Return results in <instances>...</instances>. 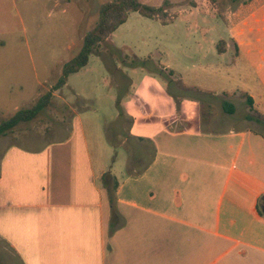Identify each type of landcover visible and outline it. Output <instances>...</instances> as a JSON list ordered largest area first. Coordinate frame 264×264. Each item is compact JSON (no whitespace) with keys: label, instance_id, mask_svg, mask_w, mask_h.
<instances>
[{"label":"rangeland","instance_id":"rangeland-1","mask_svg":"<svg viewBox=\"0 0 264 264\" xmlns=\"http://www.w3.org/2000/svg\"><path fill=\"white\" fill-rule=\"evenodd\" d=\"M106 1L0 0V122L51 89ZM141 1L162 6L166 24L130 12L36 119L0 137L3 171L68 137L86 144L104 187L109 171L120 180L142 174L138 153L152 146L137 134H264V0ZM2 245L0 264H16Z\"/></svg>","mask_w":264,"mask_h":264},{"label":"crops","instance_id":"crops-1","mask_svg":"<svg viewBox=\"0 0 264 264\" xmlns=\"http://www.w3.org/2000/svg\"><path fill=\"white\" fill-rule=\"evenodd\" d=\"M77 136L85 138L83 128ZM146 138L152 147L138 153L142 174L120 180L100 170L104 187L86 144L68 137L31 160H7L0 243L14 263L264 264V216L256 209L264 212V134L136 135Z\"/></svg>","mask_w":264,"mask_h":264},{"label":"trees","instance_id":"trees-1","mask_svg":"<svg viewBox=\"0 0 264 264\" xmlns=\"http://www.w3.org/2000/svg\"><path fill=\"white\" fill-rule=\"evenodd\" d=\"M167 3V0H164ZM130 12H137L146 18L161 19L166 24L165 11L162 6H153L143 3L141 0H110L102 3L98 10V19L95 25L84 35L82 45L78 53L69 61L63 64L61 75L31 107L17 110L12 116L0 122V137L12 132L21 123L30 122L37 118L40 112L46 108L52 98L53 92L62 88L68 81L71 74L78 72L89 61V58L96 47L128 19ZM221 51V49H220ZM247 102L252 105L253 100L250 95L246 97ZM232 112L231 109L227 110ZM116 184H114L115 188ZM109 201L111 209L114 211V194L109 191ZM257 212L264 216V212L257 204Z\"/></svg>","mask_w":264,"mask_h":264}]
</instances>
